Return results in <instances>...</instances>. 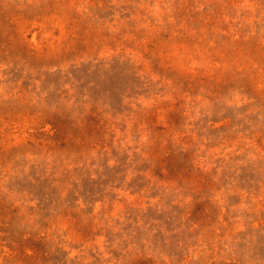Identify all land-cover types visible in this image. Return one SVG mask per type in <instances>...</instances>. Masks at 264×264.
<instances>
[{
	"label": "rangeland",
	"instance_id": "rangeland-1",
	"mask_svg": "<svg viewBox=\"0 0 264 264\" xmlns=\"http://www.w3.org/2000/svg\"><path fill=\"white\" fill-rule=\"evenodd\" d=\"M0 264H264V0H0Z\"/></svg>",
	"mask_w": 264,
	"mask_h": 264
}]
</instances>
